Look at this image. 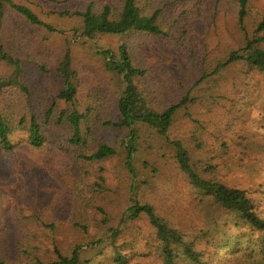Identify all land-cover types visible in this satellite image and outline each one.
I'll list each match as a JSON object with an SVG mask.
<instances>
[{"label": "rangeland", "instance_id": "obj_1", "mask_svg": "<svg viewBox=\"0 0 264 264\" xmlns=\"http://www.w3.org/2000/svg\"><path fill=\"white\" fill-rule=\"evenodd\" d=\"M118 2H20L61 34L30 26L10 13L5 16L2 42L19 59L22 71L21 87L0 92V113L12 122L14 144L9 151L0 148V259L12 264L28 263L33 256L51 259L54 243L64 252L74 244H85L106 230L107 220L109 226L119 221L129 205L132 182L124 168L121 146L126 132L102 125L119 120V82L105 70L99 47L112 51L120 44L128 47L135 64L145 71L136 83L154 108L165 109L188 97V104L175 114L168 139L183 144L196 174L244 190L264 217V75L245 73L240 67H225L213 74L216 63L243 43L236 1L139 0L144 13L159 12L164 34L129 33L103 37L96 44L74 42L70 30L78 20L59 15L84 11L88 5L99 10ZM262 10L264 0L249 3L243 23L248 34ZM66 49L76 74L77 94L72 105L56 98L62 86L56 69ZM10 72L0 64V79ZM74 109L91 111V135L83 146L70 143L71 129L65 118L59 119L61 112ZM32 118L43 125L40 149L27 143L26 128ZM139 138L133 162L139 201L182 231L201 261L217 264L215 252L222 248L220 244L238 238L242 243L230 264H252L257 252L252 231L234 222L209 195L189 184L172 147L154 130L139 128ZM101 144L113 147L115 156L87 160ZM121 229L117 241L130 244L128 252L133 256L129 264H161L155 233L146 217Z\"/></svg>", "mask_w": 264, "mask_h": 264}, {"label": "trees", "instance_id": "obj_2", "mask_svg": "<svg viewBox=\"0 0 264 264\" xmlns=\"http://www.w3.org/2000/svg\"><path fill=\"white\" fill-rule=\"evenodd\" d=\"M27 0H0V64L10 68L7 78L0 79V92L8 87H21L19 77L22 71L21 63L3 45L2 30L7 13L18 16L28 25L44 28L49 33H63L55 27L43 22L38 15L27 5L20 4ZM74 1V0H65ZM237 8V23L244 32L243 43L240 47L229 51L226 57L216 63L213 74L225 67H240L245 73L258 72L264 75V10L259 20L253 25L251 34L247 33L243 23L248 15L249 3L254 0H235ZM61 17L75 18L78 25L70 31L74 42L82 44L92 42L103 37H124L129 33H138L158 37L164 34L159 24V12L144 13L139 5V0H119L117 5H105L99 10L88 5L84 11L61 12ZM72 40H69L72 42ZM98 53L104 61L105 70L116 77L119 82L116 110L119 117L117 122H104V127L126 132L121 140L124 150V168L130 176L128 207L122 213L119 221L109 226L105 222L106 230L83 243L74 244L67 252L62 251L58 245L53 244V257L41 260L38 256L28 263L20 264H129L133 254L128 252L129 243L118 244V238L128 223L146 217L155 233V248L161 258V264H208L199 259V252L195 250L192 242L185 240L186 235L163 217L157 215L154 209L146 203H141L137 198V171L134 168V157L138 151L139 128L147 127L168 142L174 151V158L179 169L186 175L189 184L211 197L213 203L221 210L227 212L234 222L246 226L256 238L257 252L251 260L252 264H264V217L256 211L254 203L247 197L244 190L230 188L217 180H205L194 172L190 165V158L186 148L180 141H170L168 131L173 123L175 114L179 109L188 104V97H183L178 103L165 109H156L151 104L145 91L140 89L136 80L145 76V71L139 68L132 54L125 44H120L116 51L108 48H98ZM56 76L61 81V89L56 98L65 103L73 104L77 89L73 83L76 77L71 65L70 50L63 53L57 69ZM53 109L47 111L44 124H48ZM91 111L79 112L73 110L65 114L61 112L59 119L65 118L72 135L70 143L83 146L85 139L91 135L89 125ZM12 122L0 113V148L9 151L13 148L10 136L13 133ZM27 143L34 149H40L44 143L43 125L32 118L27 124ZM116 150L101 144L86 157L89 161H102L115 156ZM157 242V246H156ZM238 238H228L221 243L222 247L215 252L217 264H230V258L237 252L241 245ZM30 244V243H29ZM28 244V245H29ZM134 244V243H132ZM0 264H12L5 259H0Z\"/></svg>", "mask_w": 264, "mask_h": 264}]
</instances>
